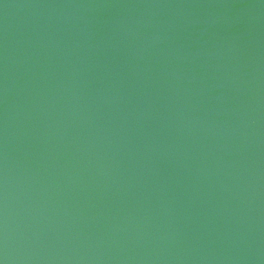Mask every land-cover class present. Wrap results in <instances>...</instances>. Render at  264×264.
<instances>
[{
    "label": "water",
    "instance_id": "water-1",
    "mask_svg": "<svg viewBox=\"0 0 264 264\" xmlns=\"http://www.w3.org/2000/svg\"><path fill=\"white\" fill-rule=\"evenodd\" d=\"M0 264H264V0H0Z\"/></svg>",
    "mask_w": 264,
    "mask_h": 264
}]
</instances>
